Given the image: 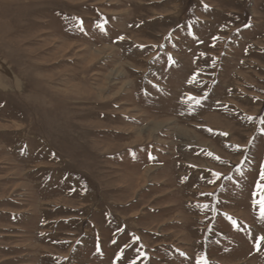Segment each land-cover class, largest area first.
Masks as SVG:
<instances>
[{"label":"rangeland","instance_id":"1","mask_svg":"<svg viewBox=\"0 0 264 264\" xmlns=\"http://www.w3.org/2000/svg\"><path fill=\"white\" fill-rule=\"evenodd\" d=\"M261 167L264 0H0V264H264Z\"/></svg>","mask_w":264,"mask_h":264},{"label":"snow or ice","instance_id":"2","mask_svg":"<svg viewBox=\"0 0 264 264\" xmlns=\"http://www.w3.org/2000/svg\"><path fill=\"white\" fill-rule=\"evenodd\" d=\"M204 10H207V6L206 5H205V9ZM100 31L103 33L104 32V28L100 27ZM117 39L120 40V41H123L125 39V37L121 36V37H118ZM213 175L216 177L217 181L221 178L218 173H213ZM227 179L229 181H231L232 178L231 177H227ZM259 179L260 180H264V167H261V169H260ZM234 187H235V185H234ZM251 197H252L251 204L253 206H255L257 204L260 205L261 217L264 218V183H260L259 181L256 182L255 188L251 192ZM257 197H259V200L257 199ZM197 207H199V205ZM259 239H264V237L259 238ZM138 241H139V238L133 236L132 237V242L131 243H126L124 245V248L125 249H129V250L135 249ZM257 242L259 243V240ZM113 243H115V241H113ZM96 250H97V252H99L100 251L99 247H97ZM117 258L121 259V260L129 259L130 264H136L135 259L127 257L125 254H123V251H122V254H120ZM196 264H201V256L199 254L196 256ZM204 264H207L206 260L204 261Z\"/></svg>","mask_w":264,"mask_h":264}]
</instances>
